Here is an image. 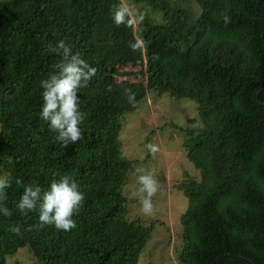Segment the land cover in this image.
<instances>
[{"label":"trees","instance_id":"obj_1","mask_svg":"<svg viewBox=\"0 0 264 264\" xmlns=\"http://www.w3.org/2000/svg\"><path fill=\"white\" fill-rule=\"evenodd\" d=\"M121 1L160 19L144 14L134 25L126 13L117 26ZM74 56L96 73L77 85L82 138L73 142L41 116V81L60 78ZM136 63L138 81L125 70ZM149 91L193 101L201 124L181 129L199 175L175 184L187 200L177 261L264 264V0H0V179L12 181L0 200L11 212L0 210V256L25 249L34 264H137L153 225L126 217L132 162L118 135ZM65 175L84 194L76 227H41L43 193ZM25 186L40 188L27 215L16 207ZM17 224L19 235L8 230Z\"/></svg>","mask_w":264,"mask_h":264},{"label":"rangeland","instance_id":"obj_2","mask_svg":"<svg viewBox=\"0 0 264 264\" xmlns=\"http://www.w3.org/2000/svg\"><path fill=\"white\" fill-rule=\"evenodd\" d=\"M135 25L140 16L159 20L156 11L144 4L121 1ZM143 64L136 63L125 70L131 80L142 79L139 70ZM195 103L185 98H173L167 92L159 95L149 91L138 107L127 112L122 119L118 139L124 156L132 162L122 185V195L128 219L138 218L143 224H152L153 229L143 247L137 264H179L176 253L181 245L179 216L187 205L186 197L175 186L177 182L199 173L185 157L181 129L197 128ZM151 175L157 191L151 197L153 215L142 213V200L148 196L142 191L139 177ZM24 262L34 264L25 249L14 257L0 256V264Z\"/></svg>","mask_w":264,"mask_h":264},{"label":"clouds","instance_id":"obj_3","mask_svg":"<svg viewBox=\"0 0 264 264\" xmlns=\"http://www.w3.org/2000/svg\"><path fill=\"white\" fill-rule=\"evenodd\" d=\"M127 11V8H119L113 13V20L117 26L124 22ZM57 47L63 49L64 56L67 57L70 48L66 45L65 41H59ZM84 69H89V71L85 72ZM95 73L96 69L90 68L84 59L74 56L72 62L63 65V72L60 78L52 76L50 81H41V87L44 89L42 93L44 103L41 116L45 120L50 119L51 127L59 130L60 135L57 139L70 138V141L74 142L82 138L81 129L78 127L81 123V117L77 111L76 88L81 77L87 81ZM57 109L59 110L57 111ZM64 142L67 145L69 140L65 139ZM69 179L65 175L59 180H53L50 184V189L43 193V200L40 205L39 226L54 225L57 230L64 231H70L76 227V222L71 219V216L74 210H78L81 205L84 194L77 191L75 182L70 183ZM15 182L17 185L21 183L19 178ZM139 182L143 185L142 191H146L148 194L142 200V213L151 216L154 213L151 197L157 191L156 182L151 175L140 176ZM11 187V179H0V200L6 199L4 190ZM39 198V186L35 189L31 186H25L16 207L22 214L27 215L29 211L34 209L36 201ZM0 210L3 211L5 216H11L8 208L5 207ZM8 230L16 235L21 234V228L18 224L10 226Z\"/></svg>","mask_w":264,"mask_h":264}]
</instances>
